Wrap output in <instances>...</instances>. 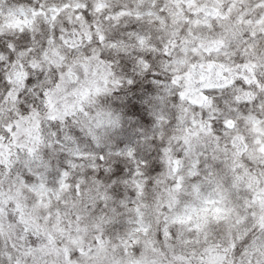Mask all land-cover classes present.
Instances as JSON below:
<instances>
[{"label": "snow or ice", "instance_id": "6c2138e0", "mask_svg": "<svg viewBox=\"0 0 264 264\" xmlns=\"http://www.w3.org/2000/svg\"><path fill=\"white\" fill-rule=\"evenodd\" d=\"M0 264H264V0H0Z\"/></svg>", "mask_w": 264, "mask_h": 264}]
</instances>
